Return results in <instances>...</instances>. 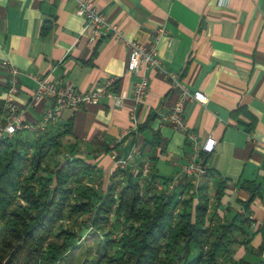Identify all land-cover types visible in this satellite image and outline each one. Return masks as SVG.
<instances>
[{"label":"crops","instance_id":"crops-1","mask_svg":"<svg viewBox=\"0 0 264 264\" xmlns=\"http://www.w3.org/2000/svg\"><path fill=\"white\" fill-rule=\"evenodd\" d=\"M92 2L107 22L142 46L150 45L156 29L165 31L156 44L163 71H145L149 88L138 105L132 99L138 77L126 70L125 46L106 38L89 47L75 0H0V62L79 92L113 80L109 91L126 95L121 106L101 98L96 105L63 110L55 125L39 135L56 136L70 124L69 133L58 139L59 153L51 151L46 165L53 168V159L71 153L95 165L104 185L116 161L137 146L153 175H176L191 145L164 121L177 100L168 79L175 75L190 91L207 97L205 105L187 101L182 116L200 142L216 141L205 164L214 177L213 189L222 183L224 191L212 204L211 225L227 224L243 213L247 221L233 237L231 260L264 259V0ZM5 78L0 68V100ZM35 87L34 81L20 78L16 102L26 123L39 122L51 106L47 99L31 101ZM23 133L20 139L29 143L36 136Z\"/></svg>","mask_w":264,"mask_h":264},{"label":"trees","instance_id":"trees-1","mask_svg":"<svg viewBox=\"0 0 264 264\" xmlns=\"http://www.w3.org/2000/svg\"><path fill=\"white\" fill-rule=\"evenodd\" d=\"M69 127L68 123L56 136H38L30 143L20 134L0 141V264H58L83 242L86 232L97 234L106 226L110 230L105 235L98 233L103 251L94 264H264V259L232 262L233 237L244 230L247 220L239 213L213 228L210 170L208 180L182 201L177 195L191 185L179 184L175 194L142 200L128 173L115 198L119 172L111 175L106 189L102 186L103 194L82 183L99 181L95 165L71 153L51 169L44 165L51 151L54 155L59 151L58 139L69 133ZM171 178L152 174L150 185ZM213 191L217 203L222 183ZM81 216L88 220L84 231L70 226V220Z\"/></svg>","mask_w":264,"mask_h":264},{"label":"built area","instance_id":"built-area-1","mask_svg":"<svg viewBox=\"0 0 264 264\" xmlns=\"http://www.w3.org/2000/svg\"><path fill=\"white\" fill-rule=\"evenodd\" d=\"M75 1V14L84 21L87 45L89 47L95 46L99 40L106 38H111L125 46L128 52L126 70L128 73L138 77V81L133 88L132 99L136 105L142 103L149 88V81L145 75V71L150 69L163 71V65L157 54L156 44L160 37L164 35V29L159 28L153 31L150 45L142 46L135 41L127 39L116 25L107 22L104 16L96 9L92 0ZM0 68L5 71L6 76L5 93L2 100H0V141L12 139V137L24 131L33 132L36 135L35 140L40 133H44L48 127L55 125L62 111L65 109L76 111L85 105H96L101 98H107L115 106H121L126 99L125 93L115 95L109 91L113 80L101 84L95 90L79 92L69 86L59 87L53 81L35 74H24L7 60L0 62ZM21 77H26L36 83V87L31 95V101L39 99L51 101V106L37 123H26L22 111H20L16 102ZM168 79L177 94V100L171 106L164 121L170 124L174 130L184 133L190 141L191 152L187 157L186 164L166 183L156 181L150 185L152 182V167L150 162L144 157L141 148L134 146L124 158L116 161L104 185L101 184L100 180L97 182L83 180L82 183L84 185L94 190H103L104 192L102 193L104 194L105 189L110 185L109 179L111 175L119 172L114 189V197L117 198L120 190L126 185L125 177H127L126 173H128L132 177V181L137 185L139 197L142 200H146L147 197L153 194L165 196L175 194L177 193L176 190L179 184L182 186L191 185L189 190H184L177 195L178 201H182L188 195L194 194L195 189L201 183L208 180L207 177H210V173L204 159L214 151L216 141L208 137L205 141L200 142L188 129L182 116L184 104L187 101L193 100L205 105L207 97L200 91H190L175 75L169 74ZM131 116L133 129L135 130L137 128V121L133 114ZM68 158H70L69 154H62L60 157L57 156L55 161H64ZM26 174L27 171L24 175ZM102 186L105 189H102ZM213 192V189L210 188L208 192L209 208H211L214 201ZM193 202L196 203V198ZM95 210L96 208L94 212ZM118 233L120 231L115 232L112 238H115V235Z\"/></svg>","mask_w":264,"mask_h":264},{"label":"rangeland","instance_id":"rangeland-1","mask_svg":"<svg viewBox=\"0 0 264 264\" xmlns=\"http://www.w3.org/2000/svg\"><path fill=\"white\" fill-rule=\"evenodd\" d=\"M47 160L48 157L46 158V162ZM70 221V226L75 229H80V231H84L85 225H88V220L86 216H81L76 221L75 219ZM110 222L112 223L113 219H110ZM114 224L115 222H113L112 225L114 226ZM107 230H110L108 226H106L103 230H100L99 232H103V235H105L107 233ZM98 233L96 234L95 231L91 233L86 232V234L84 235L83 242L77 245L74 250L68 252V254L65 255L64 258H62L58 264H94L97 260V257H99L101 255V252L103 251V246L101 244L102 240L99 238Z\"/></svg>","mask_w":264,"mask_h":264}]
</instances>
